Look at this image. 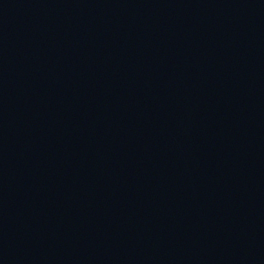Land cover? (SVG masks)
Masks as SVG:
<instances>
[{
    "label": "water",
    "instance_id": "obj_1",
    "mask_svg": "<svg viewBox=\"0 0 264 264\" xmlns=\"http://www.w3.org/2000/svg\"><path fill=\"white\" fill-rule=\"evenodd\" d=\"M0 264H264V0H0Z\"/></svg>",
    "mask_w": 264,
    "mask_h": 264
}]
</instances>
